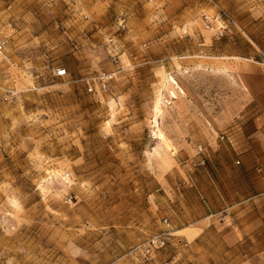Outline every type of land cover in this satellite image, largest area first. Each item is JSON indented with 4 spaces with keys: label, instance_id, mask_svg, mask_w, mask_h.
<instances>
[{
    "label": "rangeland",
    "instance_id": "1",
    "mask_svg": "<svg viewBox=\"0 0 264 264\" xmlns=\"http://www.w3.org/2000/svg\"><path fill=\"white\" fill-rule=\"evenodd\" d=\"M1 44L0 264H264V0H0Z\"/></svg>",
    "mask_w": 264,
    "mask_h": 264
},
{
    "label": "built area",
    "instance_id": "2",
    "mask_svg": "<svg viewBox=\"0 0 264 264\" xmlns=\"http://www.w3.org/2000/svg\"><path fill=\"white\" fill-rule=\"evenodd\" d=\"M3 45H0V51L2 50ZM67 76V71L66 69H57L56 70V77L57 78H64ZM113 75L112 74H107V73H103L98 77V84H96L95 86H93L92 84L88 83V91L90 93H98L99 91H107L110 85L111 80L113 79ZM168 221L165 220V223H167ZM156 244L158 247H164L165 246V241L164 240H156Z\"/></svg>",
    "mask_w": 264,
    "mask_h": 264
},
{
    "label": "bare ground",
    "instance_id": "3",
    "mask_svg": "<svg viewBox=\"0 0 264 264\" xmlns=\"http://www.w3.org/2000/svg\"><path fill=\"white\" fill-rule=\"evenodd\" d=\"M174 82V84H175V80L174 79H172V83Z\"/></svg>",
    "mask_w": 264,
    "mask_h": 264
}]
</instances>
